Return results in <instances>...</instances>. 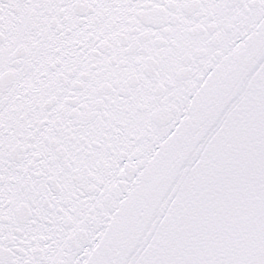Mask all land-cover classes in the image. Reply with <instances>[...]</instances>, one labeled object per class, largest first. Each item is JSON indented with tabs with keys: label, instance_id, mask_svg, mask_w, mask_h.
I'll use <instances>...</instances> for the list:
<instances>
[{
	"label": "snow or ice",
	"instance_id": "6c2138e0",
	"mask_svg": "<svg viewBox=\"0 0 264 264\" xmlns=\"http://www.w3.org/2000/svg\"><path fill=\"white\" fill-rule=\"evenodd\" d=\"M0 264H264V0H0Z\"/></svg>",
	"mask_w": 264,
	"mask_h": 264
}]
</instances>
